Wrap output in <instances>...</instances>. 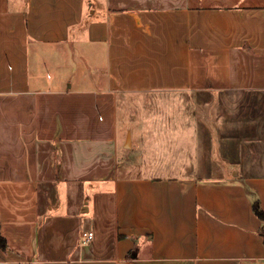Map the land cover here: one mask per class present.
Listing matches in <instances>:
<instances>
[{"label":"crops","instance_id":"crops-1","mask_svg":"<svg viewBox=\"0 0 264 264\" xmlns=\"http://www.w3.org/2000/svg\"><path fill=\"white\" fill-rule=\"evenodd\" d=\"M263 155L264 0H0V264H264Z\"/></svg>","mask_w":264,"mask_h":264},{"label":"rangeland","instance_id":"rangeland-1","mask_svg":"<svg viewBox=\"0 0 264 264\" xmlns=\"http://www.w3.org/2000/svg\"><path fill=\"white\" fill-rule=\"evenodd\" d=\"M10 4V3H9ZM11 4H12V1H11ZM33 48V47H31ZM43 73L44 75L47 77V75L51 74V75H55V73L49 69L48 67L44 68L43 70ZM75 83V82H74ZM224 98H228L229 101V105L227 106L229 111H232L233 113L236 111V104H234L233 102L235 101V98H237L235 95H228V96H223ZM128 103V101H127ZM123 101V103L120 104L119 106V117H121L120 119V123L121 125H123L126 121H124V115L125 113L127 114H133L135 115V117H138L140 114H143L145 112H162V113H166V112H170L171 111V108L173 107L172 105L170 104H164V105H161V104H155V105H143L140 103V99L138 98H133L131 100V103L127 104ZM203 108H200L198 110V114H201L203 113ZM236 114V113H234ZM234 119V117H233ZM207 122L206 123H209V125L212 124V119L211 120H206ZM234 122V120L232 121V123ZM246 139V138H245ZM128 146H130V142H128ZM126 149H124L123 147H119V161L121 162H124L126 161V157H129V158H132L134 161L138 162L139 163V156L136 151H133V152H130V153H126L125 151ZM263 161H264V155H263ZM250 163V162H249ZM248 166H250V164H248ZM165 171H171V170H165ZM232 171V170H231ZM229 170V173H228V176L229 177H232V174H230L231 172ZM237 171V175L239 174H242L244 172H249V173H252L253 170L251 169H248V170H244V169H236ZM259 172L261 173H264V168H260L258 169ZM234 175V174H233Z\"/></svg>","mask_w":264,"mask_h":264},{"label":"trees","instance_id":"trees-1","mask_svg":"<svg viewBox=\"0 0 264 264\" xmlns=\"http://www.w3.org/2000/svg\"><path fill=\"white\" fill-rule=\"evenodd\" d=\"M252 206L254 213L257 215V217H259V219L262 222L260 234L262 235L264 240V208L261 206L259 199L255 196H253L252 198ZM0 247L1 248L7 247L6 238L1 234V231H0Z\"/></svg>","mask_w":264,"mask_h":264},{"label":"built area","instance_id":"built-area-1","mask_svg":"<svg viewBox=\"0 0 264 264\" xmlns=\"http://www.w3.org/2000/svg\"><path fill=\"white\" fill-rule=\"evenodd\" d=\"M94 236V233L92 231H85L83 233V239L85 242L90 241Z\"/></svg>","mask_w":264,"mask_h":264},{"label":"water","instance_id":"water-1","mask_svg":"<svg viewBox=\"0 0 264 264\" xmlns=\"http://www.w3.org/2000/svg\"><path fill=\"white\" fill-rule=\"evenodd\" d=\"M137 254H134V257L136 256Z\"/></svg>","mask_w":264,"mask_h":264}]
</instances>
